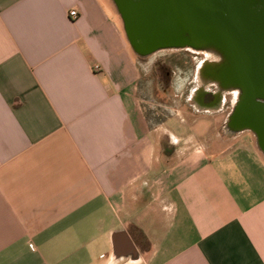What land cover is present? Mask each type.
Masks as SVG:
<instances>
[{"label":"crops","instance_id":"1","mask_svg":"<svg viewBox=\"0 0 264 264\" xmlns=\"http://www.w3.org/2000/svg\"><path fill=\"white\" fill-rule=\"evenodd\" d=\"M135 54L112 0H0V264H264V159L176 157Z\"/></svg>","mask_w":264,"mask_h":264},{"label":"water","instance_id":"2","mask_svg":"<svg viewBox=\"0 0 264 264\" xmlns=\"http://www.w3.org/2000/svg\"><path fill=\"white\" fill-rule=\"evenodd\" d=\"M112 1L137 55L190 48L211 56L200 77L238 92L228 124L250 131L264 156V0Z\"/></svg>","mask_w":264,"mask_h":264},{"label":"rangeland","instance_id":"3","mask_svg":"<svg viewBox=\"0 0 264 264\" xmlns=\"http://www.w3.org/2000/svg\"><path fill=\"white\" fill-rule=\"evenodd\" d=\"M136 57L142 71L139 94L143 99L144 112L155 124H162V121L166 122L173 115H178L188 124L192 122L189 125L191 130L177 139L172 138V142L167 144L171 152L175 151L176 157L188 152L196 143L212 146L215 152H232L246 147L254 149L264 159L250 131H233L228 128V118L238 96L233 89L222 87L221 83L210 76L200 77V67L208 59L206 54L190 48H166L146 57ZM201 85L225 93L227 99L222 109L214 113L197 110L192 95ZM178 130L182 129L179 127ZM164 137H167V133ZM165 139L167 143L168 139Z\"/></svg>","mask_w":264,"mask_h":264},{"label":"flooded vegetation","instance_id":"4","mask_svg":"<svg viewBox=\"0 0 264 264\" xmlns=\"http://www.w3.org/2000/svg\"><path fill=\"white\" fill-rule=\"evenodd\" d=\"M201 84H203V83H201ZM201 90H204V91H203L202 95L197 97V100L192 97V99L195 102L196 107H197L198 103H200V105H204V106H211V105H214L215 103H219L221 101L222 102L221 106L217 111H219L220 109L223 108V106L225 105V101L227 99L225 93L220 92V90L219 91H213V90L209 89L208 86H205V85H201L199 89H196L197 93ZM197 110H198V107H197ZM201 112H207V111H201ZM228 128L233 130V131H236V129L232 125L228 124Z\"/></svg>","mask_w":264,"mask_h":264},{"label":"bare ground","instance_id":"5","mask_svg":"<svg viewBox=\"0 0 264 264\" xmlns=\"http://www.w3.org/2000/svg\"><path fill=\"white\" fill-rule=\"evenodd\" d=\"M210 53V52H209ZM208 57H211L209 56V54H207ZM210 60V59H208ZM203 66H207V64H204ZM204 90H201L197 93V91H195V93L192 95L194 99L197 100V97L202 95ZM236 93L238 94V92L236 91ZM221 101L219 103H215L214 105H211V106H204V105H200V103H198L197 107H198V110L199 111H207V112H216L220 106H221Z\"/></svg>","mask_w":264,"mask_h":264},{"label":"built area","instance_id":"6","mask_svg":"<svg viewBox=\"0 0 264 264\" xmlns=\"http://www.w3.org/2000/svg\"><path fill=\"white\" fill-rule=\"evenodd\" d=\"M76 14H77L76 11H71L72 16H76Z\"/></svg>","mask_w":264,"mask_h":264}]
</instances>
